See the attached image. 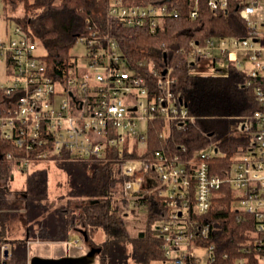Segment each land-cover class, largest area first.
Returning <instances> with one entry per match:
<instances>
[{
	"label": "trees",
	"instance_id": "obj_1",
	"mask_svg": "<svg viewBox=\"0 0 264 264\" xmlns=\"http://www.w3.org/2000/svg\"><path fill=\"white\" fill-rule=\"evenodd\" d=\"M162 2L176 8L178 15L164 20L155 33L146 27L114 26L113 34L127 64L136 68L153 92L157 81L153 71L173 69L175 96L193 120L183 128L163 119L150 122L144 149L136 144L128 152L124 144L122 155L114 149L101 160L77 161L63 156L55 165L67 175L68 187L58 201L51 198L47 169L24 171L25 189L13 191L8 183L19 168L2 157L9 148L0 145V244L11 242L13 264H29L28 246L34 241L79 240L89 249H101L96 256L99 264H165L164 239L157 228L167 213L158 207L156 194L143 197L146 191L142 190L133 199L123 197L131 177L123 174L121 163L140 157L153 160L156 151L189 161L212 147L217 153L206 160L214 174H221L230 168L233 156L246 152L256 142L258 123L253 116L264 111L256 87H264V80L251 79L232 61L226 73L203 74L205 66L201 63L210 66L212 62L190 58L192 42L248 37L250 27L240 15L244 0H230L227 11L216 12L206 1L198 5L194 0ZM0 4L8 21L13 19L37 41L39 49L44 48L48 72L60 80L72 62L69 51L85 32L87 20L103 9L99 0H0ZM20 8L22 14L17 16ZM194 10L198 11L196 18L192 16ZM141 62L144 65L138 66ZM5 102L6 93L0 88V107ZM246 122L251 126L247 133L243 132ZM234 195V189L224 184L216 192L207 215L192 213L198 221L212 226L202 245H215L214 264L247 260L242 249L249 244L256 220L233 209ZM144 208V227L134 234L129 216ZM20 229L24 231L21 238L15 236ZM99 230L103 232L102 242L96 240Z\"/></svg>",
	"mask_w": 264,
	"mask_h": 264
},
{
	"label": "built area",
	"instance_id": "obj_2",
	"mask_svg": "<svg viewBox=\"0 0 264 264\" xmlns=\"http://www.w3.org/2000/svg\"><path fill=\"white\" fill-rule=\"evenodd\" d=\"M201 1L215 12L227 11L230 2L194 0L197 5ZM99 2L102 11L87 20L85 32L75 42L86 48L85 64L72 56L63 80L49 74L43 55L38 54L37 41L21 25L14 24V38L8 42L0 39V60L5 59L12 71L9 85L0 87L6 93V102L0 107V145L9 148L2 157L16 163L22 172L43 161L55 165L63 156L77 161L101 160L114 149L122 155L124 144L128 152L136 144L144 149L150 122L163 119L183 128L193 120L175 96L173 69L153 71L157 79L153 92L136 68L127 64L113 34L114 26L146 27L155 33L164 20L176 17L178 10L162 0ZM243 3L240 15L250 27L248 37L192 42L190 58L212 62L210 70H216L220 58L243 68L248 61L231 60L230 53L246 51L251 54V67L248 72L243 69L251 79L264 80V0ZM197 15L194 10L192 16ZM256 95L264 107L263 86L256 87ZM253 118L258 123L256 142L233 156L230 168L221 174H214L206 160L217 153L212 147L189 161L156 151L153 160L140 157L121 163L123 174L131 177L123 197L133 199L145 190L143 197L156 194L158 207L167 213L157 228L164 239L165 264L215 263V245H202L212 226L192 213L207 215L224 184L235 191L233 209L256 220L249 244L242 249L247 260L239 258L235 264H264V111L255 112ZM250 128L246 122L243 132ZM79 249L84 251V247ZM11 252V242L3 241L0 264H13Z\"/></svg>",
	"mask_w": 264,
	"mask_h": 264
},
{
	"label": "rangeland",
	"instance_id": "obj_3",
	"mask_svg": "<svg viewBox=\"0 0 264 264\" xmlns=\"http://www.w3.org/2000/svg\"><path fill=\"white\" fill-rule=\"evenodd\" d=\"M22 14V8L19 9L17 12V16ZM14 24L15 22L13 19L8 21L6 17L4 16V8L2 4H0V39L8 42L10 39L15 37L14 34ZM69 53L77 59V61L80 64H85V54H86V48L84 45L77 43L74 44V46L70 49ZM39 55H46V51L44 48L38 49ZM217 56L218 51H216ZM250 53L243 51V52H231L230 58L231 60L239 59L243 60V62H246V64L243 66V68L248 72L250 70L251 64L249 63V57ZM202 65L205 66L204 70L201 72L203 74H214L218 73L220 70L222 73H226L227 67L229 62L222 59L219 60L217 64V68L215 69H208V63L202 62ZM12 71L6 67V61L5 59L0 60V87L7 86L10 83ZM144 105H146V100H141ZM142 131H145L146 125L142 124ZM38 169H47L49 171V181H50V190H51V198L52 200L58 201L60 197L66 194L68 182H67V175L65 172L61 171L57 166L54 164H50L48 162H40L33 164L30 167V171L38 170ZM9 187L13 191H22L25 189L26 185V174L22 172V170L18 169L14 172L13 177L10 179L8 183ZM63 202V201H62ZM134 211V210H133ZM137 212V213H136ZM145 212L146 209L142 210H135V213L133 212L129 216V221L133 225L131 227L132 232L134 234H137L140 229L144 227V221H145ZM134 226H136L134 228ZM23 229L18 230L15 233V236L22 237ZM76 239V238H75ZM96 240L99 242H102L104 240L103 232L99 230L96 234ZM29 250V257H41L46 259H56L59 258L62 254H68L71 255L73 252H76L78 254H85L87 251H89V246L87 243H85L83 240H79L78 243H45V242H38L34 241L28 246ZM84 247V251L80 250L79 248ZM94 264H99L98 261H96ZM132 264V263H131Z\"/></svg>",
	"mask_w": 264,
	"mask_h": 264
},
{
	"label": "water",
	"instance_id": "obj_4",
	"mask_svg": "<svg viewBox=\"0 0 264 264\" xmlns=\"http://www.w3.org/2000/svg\"><path fill=\"white\" fill-rule=\"evenodd\" d=\"M100 251V248H91L81 256H66L56 259L34 257L31 259V264H94L96 262V256Z\"/></svg>",
	"mask_w": 264,
	"mask_h": 264
},
{
	"label": "crops",
	"instance_id": "obj_5",
	"mask_svg": "<svg viewBox=\"0 0 264 264\" xmlns=\"http://www.w3.org/2000/svg\"><path fill=\"white\" fill-rule=\"evenodd\" d=\"M88 252V251H87ZM86 252V253H87ZM82 254H78V253H76V252H73L71 255H68V254H62V255H60V257L59 258H61V257H66V256H81ZM29 260L31 261V257H29Z\"/></svg>",
	"mask_w": 264,
	"mask_h": 264
},
{
	"label": "bare ground",
	"instance_id": "obj_6",
	"mask_svg": "<svg viewBox=\"0 0 264 264\" xmlns=\"http://www.w3.org/2000/svg\"><path fill=\"white\" fill-rule=\"evenodd\" d=\"M27 172H28V171H27ZM27 172H26V173H27ZM24 173H25V172H24Z\"/></svg>",
	"mask_w": 264,
	"mask_h": 264
}]
</instances>
